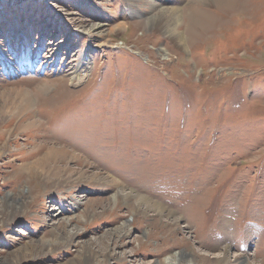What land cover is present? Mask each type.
Wrapping results in <instances>:
<instances>
[{"label":"rangeland","instance_id":"374dc122","mask_svg":"<svg viewBox=\"0 0 264 264\" xmlns=\"http://www.w3.org/2000/svg\"><path fill=\"white\" fill-rule=\"evenodd\" d=\"M140 3L0 0V264H264V0Z\"/></svg>","mask_w":264,"mask_h":264},{"label":"bare ground","instance_id":"6f19581e","mask_svg":"<svg viewBox=\"0 0 264 264\" xmlns=\"http://www.w3.org/2000/svg\"><path fill=\"white\" fill-rule=\"evenodd\" d=\"M141 1L142 0H127V4L125 5V7L122 8V13L123 14H126V13L127 14L128 13L129 14H133L134 12H136V14H139L138 11H136L135 7L140 5ZM145 1H149V0H145ZM221 1H222V3H220L221 7H227L228 5H231L230 3L232 2V0H221ZM146 6L149 7L150 10L155 8L157 11L155 12L154 15H151L150 17H147V19H146L147 22L145 23V28H151V27H154V26L155 27H160V23L164 21V25H165L164 30L165 31L172 32V33H174L176 35H180V31H179L180 29L178 27V21L175 18H174L175 20H173V21L169 20V19H171L170 17L171 16L173 17L174 14L177 15V12H179L178 9L169 8L167 6H159L158 4L155 3V1L154 2H150ZM158 6H159V8H156ZM202 13H204V12L201 11L200 9L199 10H195V11H188V10L186 11L187 23H190V22L196 23V21H197V23L194 26V28L192 27V25L189 26V30L191 28H193L194 32L195 31H199V28H197L198 23L200 22L199 20H201V19H203V18H205L207 16H203L200 19H198V17L196 19L195 17H196V15L197 16L203 15ZM166 17H168L169 19H167ZM177 17H179V16L177 15ZM212 21H213L212 19L208 18V19H206L205 22H202L201 24H203V23L210 24ZM100 24H102V23H100V22L86 23L87 26L86 27L84 26L86 29L84 28L83 31L86 32L89 35L90 38H92L96 34H100V33L103 34L106 31V29H105V27H103V25H100ZM196 28H197V30H196ZM181 41H182V38L179 40V43H182ZM100 44L101 45L107 44V40L103 41V42H100ZM88 48L90 49L91 46H88L86 49H88ZM164 53H166V52H164ZM83 61H85L86 67H87L89 62H90V58L82 57L79 60V63H78L79 67L83 66ZM78 64H76L75 68L73 66L74 69L72 68L71 73H69L73 77V79H74L73 81H76V80L80 79L78 74H77L78 73L77 70L79 69ZM30 95H31L30 90H29V92L26 91L25 93H23L22 97L24 98V101L20 102L21 103V107L23 108V110L27 109V107H29L33 103V98H32V100H30L31 98H29V97H32ZM38 120L37 119L33 120V121L30 122V124L32 123V125H33V123L38 121ZM47 142H43V143L45 144ZM42 145L43 144H38V147H43L44 145L43 146ZM55 150L56 149L53 148L51 151L56 152ZM48 153H49V150H48ZM68 153L69 152L67 151V152L62 153V155L66 156V154H68ZM73 155H74V157H78V159L79 158L81 159V156H83L82 154L80 155L78 153H76V154L73 153ZM31 169H32V167H31ZM89 177L94 179V180H96V181H101L103 183H108V184H110L112 186H115V188L117 189L116 193H118L119 195H121L125 191L124 189H122V185L119 182V180H117L116 178H109L108 175H106V174H104V173H102L100 171H96V172L92 173L91 176H89ZM131 194H133L132 191H130L129 193H124V199L127 200L128 196H130ZM134 209L135 210H137V209H145V210L152 209L154 211V213H157L159 215L166 214L167 216L171 213L170 209L162 207L161 205L158 206L156 203L151 202L150 200H148V199L146 200L145 198H141V197H139V198H137L135 200ZM170 222L175 223V220L174 221L170 220ZM228 252H229V245L225 244L224 247H222L221 251H218V253H215L214 256H216V255H220L221 256V257L220 256L217 257L218 259H216V260H218V262L219 261H221V262H226L227 261L228 262V260H229V256L227 254ZM190 254H192V253H190L188 251L186 252L184 250L183 251L179 250L177 253L164 255L163 260H164L165 264H192L191 263L192 256ZM227 262L225 264H228ZM244 264H252V263L248 262V261H245Z\"/></svg>","mask_w":264,"mask_h":264}]
</instances>
